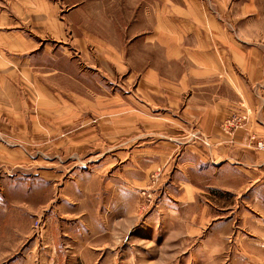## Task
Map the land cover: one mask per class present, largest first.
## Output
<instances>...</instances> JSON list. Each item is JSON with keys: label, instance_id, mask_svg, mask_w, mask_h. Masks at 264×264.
I'll use <instances>...</instances> for the list:
<instances>
[{"label": "rangeland", "instance_id": "374dc122", "mask_svg": "<svg viewBox=\"0 0 264 264\" xmlns=\"http://www.w3.org/2000/svg\"><path fill=\"white\" fill-rule=\"evenodd\" d=\"M40 4L56 19L58 40L45 41L40 76L16 82L31 96L14 115L25 127L16 166L24 187L19 201L0 189V264H264V202L225 191L233 172L194 156L210 147L195 124L199 105L233 99L229 135L253 116L242 86L248 64L264 63V0ZM161 4L168 55L164 37L145 41ZM208 7L230 47L210 49L212 58L209 46L223 44L208 18L198 22L197 8ZM13 119L0 113V127ZM257 141L252 133L247 145L264 150ZM13 142L0 129V150Z\"/></svg>", "mask_w": 264, "mask_h": 264}, {"label": "crops", "instance_id": "0c3cea01", "mask_svg": "<svg viewBox=\"0 0 264 264\" xmlns=\"http://www.w3.org/2000/svg\"><path fill=\"white\" fill-rule=\"evenodd\" d=\"M8 2H12V8L7 6ZM40 2L41 0H0V113L10 114L14 118L12 122L2 124L0 129H4L5 134L15 144L12 146L6 144L5 148H3L4 146L1 147L0 159L11 166L8 167L5 164L6 169L0 171V173L6 174L0 184V189L9 187L10 191L9 189L8 191L13 196L9 197L8 193V197L13 201H19L18 198L21 197L16 192L22 191L24 187L23 178L18 174L20 170H17L16 166H19L18 164L24 154L18 145L25 136L23 131L25 127H19L16 124L14 115L26 111L27 98H31L29 94L25 96L18 91L16 82L20 81L22 84L31 76H40L41 63L38 62L37 58L47 51L48 43L45 41L58 40L56 37V19L51 18L50 11L42 10ZM158 9L161 11L158 15L160 19L156 21L152 29L145 31V41H153L154 38L159 41L160 37L162 43L164 37L168 55V17L163 16L162 4L158 6ZM207 9L197 8L198 22H202V17L208 18L213 28L212 32L222 35L219 37L217 34L220 39V41L217 39V44H223H221L223 48L209 46L210 55L208 57L212 58L210 49H214L216 53H219L220 50L223 49L225 52L230 47L225 46L223 40L227 33L226 27L216 20L215 13L209 7ZM201 26V24H196L192 29L193 35L198 38L199 42H201L199 33L203 32ZM197 45H200V43ZM176 52H179L178 47L175 49ZM175 53H172V56ZM248 66V75L250 76H244L247 82L246 85L242 86V91L245 94L244 100L251 107L253 116H250L248 122L237 129L234 134L229 135L223 129V122L234 109L231 107L233 99L218 97L217 101L209 103L208 106L199 105L197 108L200 112L194 113L195 124L198 125V129L206 137L210 147H206V153L195 150L194 156L198 157L199 162L203 161V164L207 162L217 170L223 169L224 171L233 172L231 176L235 184L224 182L220 186L225 191L241 194L255 192L259 204L263 205L264 191L260 190L264 186V150L250 147L247 143L248 137L252 133L264 141V63L261 62V58H257ZM49 73L51 74L50 68L47 74L49 75ZM198 77L205 79L217 76ZM218 77L225 82L238 79L236 76ZM29 173H31L32 178L38 175L35 170ZM32 190H35L33 186L31 187ZM9 198L8 200L11 201ZM247 204L249 203L247 202Z\"/></svg>", "mask_w": 264, "mask_h": 264}, {"label": "built area", "instance_id": "2783aa9c", "mask_svg": "<svg viewBox=\"0 0 264 264\" xmlns=\"http://www.w3.org/2000/svg\"><path fill=\"white\" fill-rule=\"evenodd\" d=\"M245 119V115L243 116V118H239L240 121L244 120ZM229 127L232 128V127H236L237 124L235 122L234 119H232L229 123H228ZM252 139H255V136H252L251 137ZM257 146L260 147V148H263L264 147V143L261 142V141H257Z\"/></svg>", "mask_w": 264, "mask_h": 264}]
</instances>
